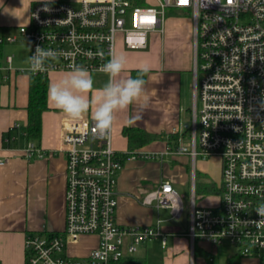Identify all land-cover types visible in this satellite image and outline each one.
<instances>
[{
	"label": "built area",
	"instance_id": "2783aa9c",
	"mask_svg": "<svg viewBox=\"0 0 264 264\" xmlns=\"http://www.w3.org/2000/svg\"><path fill=\"white\" fill-rule=\"evenodd\" d=\"M182 10L193 22L194 106L192 144L179 143L175 153L221 157L220 201L201 206L195 191L191 200V253L196 243L220 246L225 240L242 257L264 258V0H47L36 1L30 22L18 28L30 45L56 55L46 69L71 71L82 67L103 72L102 66L116 54L118 36L131 50L148 47L151 32L163 31L166 12ZM17 41L0 38V45ZM14 56H0V83L14 70ZM199 104V106H198ZM25 135L23 125L11 128ZM93 119L64 125L62 153L66 162L65 227L61 232H31L25 241L26 264H123L144 242L166 235L156 225L121 226L116 221L117 184L124 162L143 152L120 153L110 138L94 134ZM15 137L6 136L9 145ZM181 140H183L181 138ZM28 158L46 154L28 140ZM1 164H4L2 161ZM169 180L147 193L145 204L171 208L173 217L183 212L182 199ZM93 236L97 245L90 253L74 256L69 245ZM209 261H214L211 256Z\"/></svg>",
	"mask_w": 264,
	"mask_h": 264
},
{
	"label": "crops",
	"instance_id": "0c3cea01",
	"mask_svg": "<svg viewBox=\"0 0 264 264\" xmlns=\"http://www.w3.org/2000/svg\"><path fill=\"white\" fill-rule=\"evenodd\" d=\"M36 1L47 0H0V38L16 36L18 41L20 34H16V30L30 22L31 7ZM193 38L192 20L173 16L163 23V31L149 34L148 47L142 51L128 49L121 39L118 41L115 55L127 57L123 76H131L133 70L144 66L150 69L146 75L150 100L143 118L133 124H129L128 119L135 113V107L117 114L113 124L114 149L120 153L130 151L128 138L123 134L126 126L139 127L162 138L138 150L149 154L148 157L140 156L124 162L118 176L116 221L121 226H140L156 225L161 220L160 227L166 235L167 245L163 246L161 239H153L144 245V249L147 251L151 242L152 246L159 242L162 247H167L166 251L170 255L165 260L166 264H247L252 257L240 256L231 245L229 247L232 250L220 252L222 245L213 246L205 241L196 243L193 256L187 235L190 231L191 208L189 223L177 226L176 223H170L173 215L166 219L158 216L156 222L155 208H167L158 207L156 202L144 203L147 193L157 189L165 180L174 185L177 195L182 199L178 187L190 184L193 190L194 173L196 191L195 163L191 156L175 153L179 143L185 144L181 138L188 123V108H185L183 94V74L186 72L193 73L194 98ZM5 43L0 45V56L8 54L4 49ZM163 51L168 55L171 52L174 54L166 60L162 57ZM179 51L183 59L175 57V52ZM13 67L8 80L0 83V162L4 163H0V264H26L25 241L28 233L64 230L66 162L61 151L64 125L92 118L91 113H88L79 120H71L48 99L50 107L42 114V135L36 143L46 154L42 158L26 157L24 149L28 139L19 130L11 131V128L14 123L20 122L23 127L27 124L30 74L14 65V60ZM68 72H50L49 86ZM89 74L94 81V95L104 86L108 77L104 72ZM177 133L180 138L170 142L169 137ZM11 134L16 139L9 145L4 144V138ZM165 158L172 161V167L165 164ZM202 197H208V200L218 198L216 205L220 201L217 193ZM206 206L215 205L211 201ZM97 243L96 237L86 236L77 243H71L68 250L74 256H83L90 253ZM199 250L211 253L214 261L198 255Z\"/></svg>",
	"mask_w": 264,
	"mask_h": 264
},
{
	"label": "clouds",
	"instance_id": "9594fccd",
	"mask_svg": "<svg viewBox=\"0 0 264 264\" xmlns=\"http://www.w3.org/2000/svg\"><path fill=\"white\" fill-rule=\"evenodd\" d=\"M216 2L217 0H207L208 4ZM55 55L54 52L37 46L34 54L29 57L30 70L44 71L46 61ZM126 64L125 55H111L102 66L108 80L94 95V81L89 72L82 67H74L49 86L48 99L71 120H79L91 113L95 136L100 140H107L118 113L135 107V113L128 119V123L133 124L143 118L150 100L148 81L144 78L150 69L144 66L138 70L136 77H125L123 73ZM257 213L264 215V206L258 208Z\"/></svg>",
	"mask_w": 264,
	"mask_h": 264
},
{
	"label": "rangeland",
	"instance_id": "374dc122",
	"mask_svg": "<svg viewBox=\"0 0 264 264\" xmlns=\"http://www.w3.org/2000/svg\"><path fill=\"white\" fill-rule=\"evenodd\" d=\"M51 1H55V0H51ZM173 16H179L182 19L186 18L190 19V21L192 20L190 15L185 14L184 11L182 10H169L166 12V19H169L170 17L173 18ZM165 19V21H166ZM19 31L16 30V34H18ZM4 39H6V36L4 37ZM120 39L122 40V38L120 37V35L118 36V41H120ZM6 41V40H4ZM117 41V44H118ZM123 41V40H122ZM116 44V47H117ZM5 51L8 54H13L14 55V65L20 67L21 69H26L29 66V57H30V45L29 42L22 37L21 35L19 36V39L17 42L14 43H8V41H6L5 46H4ZM163 59L168 60L172 54H174L173 52L169 53V55L167 53H163L161 52ZM175 57L176 58H180L183 59V56L181 54V52L179 51V53L175 52ZM167 62V61H166ZM184 75V85H183V91H184V97H185V108H188V123L191 126L192 122H193V73L192 72H186L183 74ZM199 106V104H198ZM192 127V126H191ZM182 139L184 140V143L187 147H191L192 144V131L190 129V127H187L184 129V134L182 135ZM221 157L218 156H211V157H202V156H198L196 161H195V168H196V172L204 175L206 178H209L210 180L216 182L217 184L220 185V180H221ZM165 164H167L168 167H172V161L169 160V158H165ZM200 182V181H199ZM178 191L179 194L182 197V202H183V213L182 215L177 219V218H173L172 224L176 223L177 226H181V225H186L189 223V214H190V208H191V198H192V185L190 186V184L188 185H182L178 187ZM212 194V193H211ZM198 198V203L201 206H206L208 204V202L214 203V205H216V203L218 202V198L217 199H210L206 197H202V195H197ZM156 205V203L154 204ZM155 219L156 222L158 220V216L159 218L162 219H166L167 217H171L172 214V209L171 208H167V209H161L158 210L155 208ZM155 222V223H156ZM151 241V240H150ZM147 242L142 243L141 245L138 246V249L135 253L134 256L136 257H145L147 258V264H166V259L169 258V253H167L166 249L167 247H162V244H160L159 242H156L154 246L153 243L151 242L149 244L148 250L146 251V249H144V245ZM83 244V243H82ZM229 243L227 240H225L222 244V247H220V252L222 251H230L232 250V248L229 247ZM169 247V246H168ZM72 255V254H71ZM173 258V257H172ZM249 263L247 264H264V258H249Z\"/></svg>",
	"mask_w": 264,
	"mask_h": 264
},
{
	"label": "trees",
	"instance_id": "16d2710c",
	"mask_svg": "<svg viewBox=\"0 0 264 264\" xmlns=\"http://www.w3.org/2000/svg\"><path fill=\"white\" fill-rule=\"evenodd\" d=\"M141 3L142 0H139ZM1 47V46H0ZM138 70L132 71V77H136ZM146 79V76L144 77ZM48 89H49V76L48 75H30V84H29V101L26 107L28 113L27 124L24 127V132L26 138L37 143L42 135V114L49 109L48 105ZM13 131V130H11ZM14 131H17L14 129ZM123 134L128 138L129 141V150L130 152H138L139 149L145 145L153 142L154 140H159L162 137L158 134L149 133L139 127L126 126L123 129ZM10 137L13 134L9 135ZM16 136V135H15ZM179 134H172L169 137V141L172 139H178ZM14 141V140H13ZM169 142V143H170ZM11 144V143H10ZM200 181V182H199ZM222 188L216 182L206 178L204 175L197 173L196 181V192L197 194L207 195V194H219L221 193ZM198 255H202L208 259L212 256L209 252H197ZM123 264H147L146 258L132 256L126 259Z\"/></svg>",
	"mask_w": 264,
	"mask_h": 264
},
{
	"label": "water",
	"instance_id": "95a60500",
	"mask_svg": "<svg viewBox=\"0 0 264 264\" xmlns=\"http://www.w3.org/2000/svg\"><path fill=\"white\" fill-rule=\"evenodd\" d=\"M185 127H186V128H187V127H190V126H189V123H186Z\"/></svg>",
	"mask_w": 264,
	"mask_h": 264
}]
</instances>
